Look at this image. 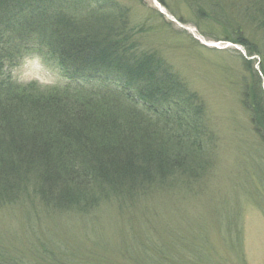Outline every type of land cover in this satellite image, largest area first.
<instances>
[{"label": "rangeland", "instance_id": "rangeland-1", "mask_svg": "<svg viewBox=\"0 0 264 264\" xmlns=\"http://www.w3.org/2000/svg\"><path fill=\"white\" fill-rule=\"evenodd\" d=\"M97 2L107 4L104 10L110 4L122 10L124 15L112 22L118 25L123 19L130 42L156 53L197 94L209 133L206 161L212 167L183 188L161 190L138 204L104 205L81 214L44 212L28 186L16 205H0L2 261L264 264V4ZM94 5L86 1L80 9H99ZM242 40L245 46L236 43ZM4 70L3 81L7 84L9 78L14 86L32 84L47 91L70 84L35 52ZM253 106L258 134L249 113ZM55 245L59 256H53Z\"/></svg>", "mask_w": 264, "mask_h": 264}, {"label": "trees", "instance_id": "trees-1", "mask_svg": "<svg viewBox=\"0 0 264 264\" xmlns=\"http://www.w3.org/2000/svg\"><path fill=\"white\" fill-rule=\"evenodd\" d=\"M86 1L99 9L82 12ZM106 5L0 0V205H16L29 186L44 212L81 214L138 204L211 169L199 97L156 53L136 48L124 20L112 22L124 12ZM33 52L70 84H6L4 66Z\"/></svg>", "mask_w": 264, "mask_h": 264}]
</instances>
